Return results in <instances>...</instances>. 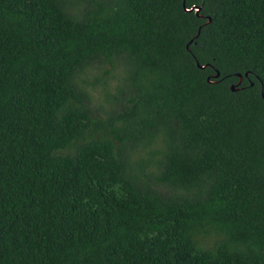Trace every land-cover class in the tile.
I'll return each mask as SVG.
<instances>
[{
	"label": "trees",
	"instance_id": "obj_1",
	"mask_svg": "<svg viewBox=\"0 0 264 264\" xmlns=\"http://www.w3.org/2000/svg\"><path fill=\"white\" fill-rule=\"evenodd\" d=\"M262 94L264 0H0V264H264Z\"/></svg>",
	"mask_w": 264,
	"mask_h": 264
},
{
	"label": "rangeland",
	"instance_id": "obj_2",
	"mask_svg": "<svg viewBox=\"0 0 264 264\" xmlns=\"http://www.w3.org/2000/svg\"><path fill=\"white\" fill-rule=\"evenodd\" d=\"M96 71V70H94ZM121 78V67L118 66L112 70V76L109 79V86L110 88L114 89V85L117 84L120 81ZM91 89V88H90ZM93 89L92 95H93V101L96 107L99 105H106L105 97L101 93V87L100 85H96ZM97 116L103 118L105 114L103 111L96 109Z\"/></svg>",
	"mask_w": 264,
	"mask_h": 264
},
{
	"label": "water",
	"instance_id": "obj_3",
	"mask_svg": "<svg viewBox=\"0 0 264 264\" xmlns=\"http://www.w3.org/2000/svg\"><path fill=\"white\" fill-rule=\"evenodd\" d=\"M195 10L196 12H198L199 11V8L198 7H192L191 9H188V10ZM210 19V18H209ZM189 42H192V40L191 41H189ZM189 47V45H187V48ZM197 65L199 66V67H201V68H204L205 67V65H203V66H201V65H199V63L197 62ZM246 75H247V73H246ZM214 77H218L219 76V72L217 71L214 75H213ZM241 79H242V76L239 74V82L241 81ZM238 82V83H239ZM237 83V84H238ZM230 89L231 90H237V88L235 87V85H231L230 86ZM262 96L264 97V94H262Z\"/></svg>",
	"mask_w": 264,
	"mask_h": 264
}]
</instances>
